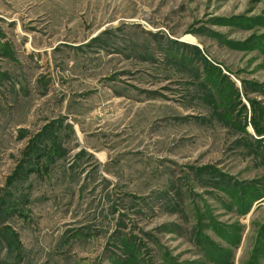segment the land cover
I'll list each match as a JSON object with an SVG mask.
<instances>
[{"label": "rangeland", "instance_id": "1", "mask_svg": "<svg viewBox=\"0 0 264 264\" xmlns=\"http://www.w3.org/2000/svg\"><path fill=\"white\" fill-rule=\"evenodd\" d=\"M0 264H264V0H0Z\"/></svg>", "mask_w": 264, "mask_h": 264}]
</instances>
